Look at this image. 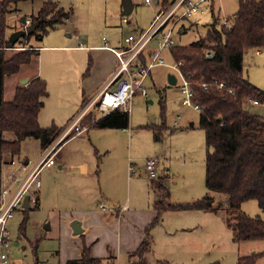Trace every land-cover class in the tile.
<instances>
[{
	"label": "rangeland",
	"instance_id": "obj_1",
	"mask_svg": "<svg viewBox=\"0 0 264 264\" xmlns=\"http://www.w3.org/2000/svg\"><path fill=\"white\" fill-rule=\"evenodd\" d=\"M46 1H57L69 16L43 37L38 36V32L31 37L27 35L21 38L23 42L18 46H33L38 52L21 72L5 78L4 99H13L14 86L24 79H19L21 73H30L34 69L40 73L42 69L49 79V97L40 113L39 123L43 128L54 124L65 131L67 119L55 120L58 110L53 109L55 105L52 104L64 107L67 103L71 107L77 102L79 108L83 91L92 95L106 78V73L119 66L117 57L106 47L125 48L126 38L138 36L148 29L159 8H169L174 0H151L150 3L130 0L134 5L130 15L123 14V0L19 2L11 7L13 12L8 20V38L24 28L22 18L31 21L36 18ZM201 8L203 13L182 22L180 29L186 31L181 33L179 29L174 34L175 46H188L206 36L213 16L219 20L225 16L233 18L239 8V0H207ZM124 18L127 22H124ZM35 45L39 47L35 48ZM156 47L157 42L153 40L146 52L151 53ZM151 58L147 56L149 63ZM243 59L246 76L264 91V49L249 50ZM53 64L62 72L68 88L67 94L62 96L57 93L59 86L53 77ZM170 77L175 78V83L170 82ZM183 85L179 67L170 51L164 50L145 81L147 96L137 94L127 104L128 128H93L88 134L70 139L61 146L57 158L62 149V169H59L60 164L45 168L40 176L43 189H32L31 198L36 201L39 198V201L37 206L31 204L28 210L25 235L19 231L26 216L21 205L8 219L7 230L12 242L9 264H69V261L78 259L84 246L88 245V235L96 233L93 231L99 227V221L94 216L85 227V214L88 211L96 212L103 220L108 218L112 223L115 215L112 216L110 212L123 211L128 206L131 211L136 208V213L133 216L125 214V219L134 223L141 221L147 213L148 203L152 207L153 202L158 200L157 196L159 198L158 180H150L146 171L149 159L159 160V176L168 174L171 203H189L210 193L206 185V134L200 128V112L195 105L184 106L182 103L185 98ZM245 109L264 117V103L248 104ZM95 116L98 120L104 115L95 113ZM163 124L167 130L163 132L161 140H157L155 133L146 127ZM173 128L177 130L171 132ZM5 137L13 139L14 135L7 133ZM44 154L39 140L29 138L21 143L18 155L6 156L0 171V206L10 200ZM25 162H29L27 170L23 169ZM81 166L85 168V173H82ZM5 189L9 192L3 198ZM211 195L216 208L213 212L186 210L164 214V224L172 227L182 225L192 230L156 237L142 264H238L240 257L264 252V241L234 240L233 232L226 224L229 196L220 192H211ZM103 208L107 209L106 212ZM241 210L252 217L264 219V211L256 200L244 202ZM128 211L126 209L122 213ZM82 214L84 217H81ZM195 216H198L196 221ZM74 221L81 222L82 234H74ZM165 227L161 229L165 230ZM97 248L101 250L100 246ZM135 262V258L129 260L128 255L122 254L115 264ZM257 264H264V258H259Z\"/></svg>",
	"mask_w": 264,
	"mask_h": 264
},
{
	"label": "trees",
	"instance_id": "obj_2",
	"mask_svg": "<svg viewBox=\"0 0 264 264\" xmlns=\"http://www.w3.org/2000/svg\"><path fill=\"white\" fill-rule=\"evenodd\" d=\"M24 1L29 0H0V171L6 156L18 155L21 143L26 139L36 138L45 151L64 131V128L54 124L43 128L39 123L44 100L49 95L48 84L43 78L37 76L26 85L18 84L13 99H4L5 78L18 74L38 52L33 46H18L23 42L21 39L12 45L8 38V20L13 12L11 7ZM68 16V12L57 1L44 2L38 16L31 21L41 20V24L28 37L38 32L40 37L49 34L50 30L64 23ZM230 20V25L226 27L213 16L206 36L188 46H175L169 50L194 92L193 103L201 109L200 128L205 131L208 147L206 185L210 193L189 203H170L171 193L167 186L169 177H159V198L154 205L157 214L147 227L139 247L129 255V260L136 259L134 264H142L145 255L151 251L153 238L150 230L160 221L163 212H213L216 208L211 192L229 196L226 224L232 230L235 241H264V219L252 217L241 210L244 202L256 200L264 211V117L245 109L249 98L264 103V91L246 76L243 59L249 50L264 49V0H239V8ZM147 56L150 58L151 53L144 51L139 56L143 67L149 64ZM86 103L84 99L82 106ZM90 115L82 119L80 129L94 122ZM128 125L129 113L120 109L93 123L98 128L126 129ZM146 127L155 133L157 140H161L163 132L167 130L165 124ZM176 130L170 129L171 132ZM7 133H12L14 138L7 139ZM74 134L76 131L60 147ZM28 210L24 209L26 216L19 228L22 235L26 232ZM262 257L264 252L240 257L238 264H257ZM69 264L115 262L110 258L92 257L91 248L84 246L80 257L69 261Z\"/></svg>",
	"mask_w": 264,
	"mask_h": 264
},
{
	"label": "built area",
	"instance_id": "obj_3",
	"mask_svg": "<svg viewBox=\"0 0 264 264\" xmlns=\"http://www.w3.org/2000/svg\"><path fill=\"white\" fill-rule=\"evenodd\" d=\"M205 1L207 0H174L169 8L160 9L148 29L141 32L138 36L130 35L126 38L127 45L125 48L117 49L106 47V49L111 51L119 60V66L114 75L99 94L84 105L78 117L65 129L58 139L44 151V157L31 171H29L10 200L6 204L3 203L0 206V264H9V251L12 242L9 231L7 230L8 219L18 206L23 205L24 199L27 196L30 198V205L33 204L36 206V199L30 196L32 189H38L42 186V181L40 179L42 171L45 168H51L56 165L57 154L61 148L60 144L71 135L73 131H76V133L80 132V123L90 111H98L104 116L118 109L127 111V104L137 94L147 96L148 93L144 84L150 69L157 65V60L160 58L162 51L170 50L175 47L173 37L180 29L182 22L195 14L204 12L201 5ZM150 2L151 0H146V3ZM230 19V17L225 16L221 19V23L228 27L230 25ZM124 22H127L126 18H124ZM27 23L30 24L31 20L28 19ZM153 40L157 42V47L154 51H150L152 58L150 57L151 61L148 66L143 67L139 56L142 52L148 50V46ZM180 74L184 79L182 93L185 95V98L182 103L184 106L193 105L194 103L192 100L194 92L187 79L184 78L181 72ZM246 101L251 105L258 104L256 100L250 98ZM195 108L201 112L199 106L195 105ZM28 165L29 162H25L23 169L27 170ZM160 167L161 165L157 158L147 161L146 171L151 180H158ZM8 192L7 189L3 191V198L7 196ZM103 210H105V208H103Z\"/></svg>",
	"mask_w": 264,
	"mask_h": 264
},
{
	"label": "crops",
	"instance_id": "obj_4",
	"mask_svg": "<svg viewBox=\"0 0 264 264\" xmlns=\"http://www.w3.org/2000/svg\"><path fill=\"white\" fill-rule=\"evenodd\" d=\"M159 10H160V8H159ZM38 47L39 46L35 45V48H38ZM101 47H104V46H101ZM92 48H95V47H92ZM117 49H123V48H117ZM95 50H97V49H95ZM39 56H40V52H39ZM38 60H39V57H38ZM53 65H55V64H53ZM24 67H22L21 70H23ZM116 69L114 71L112 70L111 72L106 73V78L103 79V82L101 83V85L93 92L92 95H89L83 91L82 99H81L79 108H78L77 102H74L71 105V107H69V105L67 103L64 105V107L57 105L56 103L52 104V105H55V108H53V109L58 110L56 112L57 117L55 118V120L65 117L67 119L66 120L67 122L65 123V125L69 126L78 117V115L81 113V111L84 107V105L82 106V102H83L82 100L85 99L88 102L91 99H93L96 95H98L99 92L105 87V85L112 78ZM52 73H53L54 80L56 81V83L59 86V89L57 90L58 95L62 96L64 94H67L66 90H68V88L65 85L64 76H63L62 72L60 71V69L58 68L57 65L54 66ZM39 74H41V76L43 77L44 80H46V82L49 81V79L44 76L42 69H41L40 73H38L37 69L36 70L34 69L33 72L26 73V74H24V72H23L19 75V79L27 77L30 80V79H33L37 76L41 77ZM18 84H20V83H18ZM17 85L14 86V89L16 88ZM48 88H49V85H48ZM48 97H49V95H48ZM47 98H45V100H44V106H45V101ZM44 106H43V108H44ZM63 113H66V114L63 116H58V115L63 114ZM95 113H100V112L92 110L87 114V115L91 114L90 118H93L94 122L97 121ZM39 119H40V115H39ZM93 123L85 126L83 129L80 130V132H77L76 134H74V136H72L70 139L88 134L90 132V130L93 128H96V129H122V128H98V127L93 126ZM61 151H60V154L58 155L57 163H56V165L60 164L59 169H62L61 164L63 163V160H64L63 150L61 149ZM61 154H62V156H61ZM82 168H83L82 173H85V168L84 167H82ZM160 171H161V167L159 168V172ZM162 176H168V174L163 173ZM159 177H161V176H159ZM158 180H159V178H158ZM157 183H156V185H157ZM42 189H43V183H42V186L40 188L35 189V190L39 191ZM157 199H158V196H157ZM37 200L39 201V198H37ZM155 201L153 202L152 207H150V202L148 203L149 207L146 208L147 213H146L145 217L137 223H134V222L129 221L128 219H125L126 218L125 214H127L128 216L129 215L133 216V214L136 213V208L133 211H131V208H129L128 206H125L124 210H123V211H125L126 209L129 210L126 213H122L123 211H121L120 209L110 212L112 216L115 215V221H113L112 223L109 222L110 219H108V218L103 220L100 216H98V214L96 212H93V211H88V213L86 212L87 214H85L86 218H85V222H84L85 227H86V223H88L90 221V218L94 219V217H95L97 219V221H99V227H96L93 231L96 233H91L88 235V237H87L88 245H85V246H88L91 248L92 257L105 259V260L110 258V259H113V261L115 263H117V259H118L119 255L126 254V255H128V258H129L130 253H133L139 247L141 242L143 241L145 234H146L147 227L154 221V218L156 217L157 212H156L154 205L156 204V202L158 200L156 202ZM168 202H170V201H168ZM175 204H177V203H175ZM106 210L104 212H106ZM168 212L169 211L163 212L162 213V219L163 220L161 219L150 230V235L153 238V244H154V239H156V237H159L161 234L163 236H165V235L172 236L175 233L176 234H180V232L186 233L189 230H192L191 228H186L182 225L172 227V226L168 225V223L164 224V222H165V218H164L165 215L164 214H166ZM193 212H197V211H193ZM81 217H84V214H82ZM193 218L196 221V219H198V216H195ZM178 219H180V218H178ZM162 226L168 227V230H166V227H165V230L161 229ZM160 230H163V232ZM98 246L101 247V250H98L99 249V248H97ZM80 255H81V253H80Z\"/></svg>",
	"mask_w": 264,
	"mask_h": 264
},
{
	"label": "water",
	"instance_id": "obj_5",
	"mask_svg": "<svg viewBox=\"0 0 264 264\" xmlns=\"http://www.w3.org/2000/svg\"><path fill=\"white\" fill-rule=\"evenodd\" d=\"M133 9H134V5L131 3L130 0H123V14L124 15H130L133 12ZM21 23H23L25 25L24 28L20 29L18 31H15L14 33L11 34V36L9 38L12 45H15L17 43V41L20 40L22 37L30 35L33 32H35V30L41 24V20H38V21H35L33 23L28 24L27 19L22 18ZM183 32H184V30L182 29L181 33H183ZM28 82H29V78H24L21 80L20 84L26 85ZM170 82L175 83V78L170 77ZM148 102L152 103V101H148ZM22 208L23 209H30L31 208L29 196H27L24 199ZM72 229H73V232L75 235L83 233L82 224L79 221H74L72 223Z\"/></svg>",
	"mask_w": 264,
	"mask_h": 264
}]
</instances>
